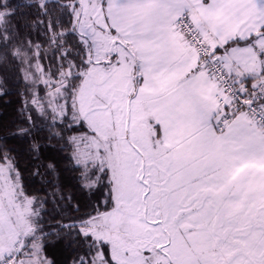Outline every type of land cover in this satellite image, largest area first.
Here are the masks:
<instances>
[{"label": "snow or ice", "instance_id": "1", "mask_svg": "<svg viewBox=\"0 0 264 264\" xmlns=\"http://www.w3.org/2000/svg\"><path fill=\"white\" fill-rule=\"evenodd\" d=\"M88 4L112 50L82 31L81 63L150 101L147 143L112 100L33 99L0 135V264H264V0Z\"/></svg>", "mask_w": 264, "mask_h": 264}, {"label": "trees", "instance_id": "2", "mask_svg": "<svg viewBox=\"0 0 264 264\" xmlns=\"http://www.w3.org/2000/svg\"><path fill=\"white\" fill-rule=\"evenodd\" d=\"M76 5L77 0H0V135H7L14 122L19 125L33 99L42 101L43 110L36 107L45 115L50 107L45 86L28 80L21 52L32 57L38 51L45 75L66 83L74 95L80 87L78 72L90 67L81 63L85 49L80 44ZM87 51L93 54L91 46Z\"/></svg>", "mask_w": 264, "mask_h": 264}, {"label": "rangeland", "instance_id": "3", "mask_svg": "<svg viewBox=\"0 0 264 264\" xmlns=\"http://www.w3.org/2000/svg\"><path fill=\"white\" fill-rule=\"evenodd\" d=\"M31 0H28L30 2ZM94 4H98V0H93ZM75 7V3L73 4ZM77 18L79 31H85L92 38L95 31V44L92 47L94 58L103 60L106 52L112 50L110 38L99 29H95L96 23H103L100 18L99 7H90L88 0H84L83 6L74 8ZM3 20L0 14V21ZM27 64L25 69L28 80L43 84L47 90V102L53 109L63 110L59 100L65 97V85L61 81H52L43 72V68L38 61V51L31 57V54L21 52ZM33 58V60H31ZM84 78L81 80V85L75 93V97L79 98V102L86 108H97L100 102V110L104 100H112L117 108V115L123 123V127L129 128L134 138L139 139L142 143H147L150 127L146 123V114L140 110L138 103L129 105L126 99H123L125 92L129 88L127 74L123 71L113 72L111 69L99 65L92 66L87 71L83 72ZM36 106L40 107L42 101L36 100ZM43 110V109H42Z\"/></svg>", "mask_w": 264, "mask_h": 264}, {"label": "crops", "instance_id": "4", "mask_svg": "<svg viewBox=\"0 0 264 264\" xmlns=\"http://www.w3.org/2000/svg\"><path fill=\"white\" fill-rule=\"evenodd\" d=\"M148 10H150V9H142V11H148ZM149 103H150V101H147V100L144 101L143 105H141L140 103H138V106H139L140 110H142L143 113L146 114V117L149 115L148 111L146 110L147 109V105Z\"/></svg>", "mask_w": 264, "mask_h": 264}]
</instances>
